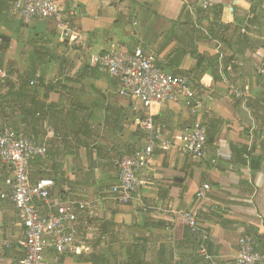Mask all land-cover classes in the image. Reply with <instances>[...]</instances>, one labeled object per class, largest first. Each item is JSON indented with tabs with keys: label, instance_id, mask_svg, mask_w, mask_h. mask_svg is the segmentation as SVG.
I'll return each instance as SVG.
<instances>
[{
	"label": "crops",
	"instance_id": "1",
	"mask_svg": "<svg viewBox=\"0 0 264 264\" xmlns=\"http://www.w3.org/2000/svg\"><path fill=\"white\" fill-rule=\"evenodd\" d=\"M263 7L264 0H64L88 51L64 43L66 58L43 60L41 72L25 77L30 51L55 42L59 31L51 20L25 22L0 0V68L8 74L0 126L6 122L44 148V156L29 164L31 183L52 180L53 202L89 204L75 210L81 252L47 249L45 264H234L243 235L264 254V93L257 74L264 56ZM112 45L141 50L163 72L200 84L205 157L195 161L156 149L140 175L141 194L150 206L178 212L190 209L197 190L208 184L197 221L209 234L205 247L212 261L199 253V239L176 213L135 215L133 205H118L109 193L116 162L145 144L139 105L118 96L115 81L89 67V54ZM232 87L248 93L245 105ZM151 115L170 137L182 136L194 121L170 103L152 107ZM10 177L0 163V264H21L23 229L7 199Z\"/></svg>",
	"mask_w": 264,
	"mask_h": 264
},
{
	"label": "built area",
	"instance_id": "2",
	"mask_svg": "<svg viewBox=\"0 0 264 264\" xmlns=\"http://www.w3.org/2000/svg\"><path fill=\"white\" fill-rule=\"evenodd\" d=\"M5 2L9 4L11 13L25 22L33 19L53 21L59 31L61 42L83 52L88 51L83 34L67 17L64 0H5ZM201 6L206 8L208 5L203 2ZM262 19L264 22V7ZM217 50H220L219 44ZM218 54L221 57V54ZM88 64L90 68L106 73L117 84L118 96L137 103L143 112L138 129L144 136L145 144L116 162V184L109 190L113 201L118 205H133L135 215L149 214L151 211L155 214L176 213L183 225L199 239V253L211 260L205 247L209 234L197 221V214L202 211V201L210 186L203 184L197 190L190 209L175 212L171 206L148 205L141 194L144 182L140 179L142 171L151 166L156 149L161 151L174 149L182 156L195 161L205 157L206 128L200 117L206 106L198 95L200 84L187 76H174L163 72L141 50L127 52L112 45L101 54H89ZM257 74L264 93V56ZM7 78L6 70L0 68V98ZM231 91L234 97L245 105L248 93L236 87H232ZM168 103L184 108L194 118L191 127L182 136H168L166 125L151 115L152 107ZM262 126L264 130V100ZM44 154V148L34 139L17 134L6 122H2L0 163L11 170V177L5 180V185L9 189L7 199L15 208L23 229L22 236L17 241V247L22 254L21 264H45L44 252L47 249H52L58 255L81 252L75 244L77 221L75 210H85L89 204L73 201L53 202L50 198L54 186L52 180L41 178L34 183L30 182L29 164L34 158L43 157ZM211 163L214 164L215 160ZM237 246L234 264H264V254L257 252L255 240L251 236H240Z\"/></svg>",
	"mask_w": 264,
	"mask_h": 264
},
{
	"label": "rangeland",
	"instance_id": "3",
	"mask_svg": "<svg viewBox=\"0 0 264 264\" xmlns=\"http://www.w3.org/2000/svg\"><path fill=\"white\" fill-rule=\"evenodd\" d=\"M59 32H57L56 41L48 42L47 46L44 48H37L35 50L30 51L29 60L31 63L30 69L26 70L25 77H31L34 71L41 72L43 70V60L47 62V60L54 58L57 60L59 57L64 56L66 54L65 45L63 42L58 40ZM58 45V46H57ZM48 55V57H46ZM75 54L73 53L72 56ZM72 56H68L67 58H72ZM66 58V57H65Z\"/></svg>",
	"mask_w": 264,
	"mask_h": 264
}]
</instances>
